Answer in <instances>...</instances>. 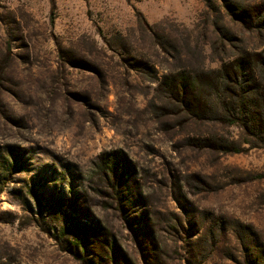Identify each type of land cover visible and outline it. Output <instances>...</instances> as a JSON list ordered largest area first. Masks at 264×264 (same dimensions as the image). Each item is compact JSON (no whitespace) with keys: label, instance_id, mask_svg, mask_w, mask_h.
Instances as JSON below:
<instances>
[{"label":"rangeland","instance_id":"1","mask_svg":"<svg viewBox=\"0 0 264 264\" xmlns=\"http://www.w3.org/2000/svg\"><path fill=\"white\" fill-rule=\"evenodd\" d=\"M263 5L0 0V264H78L55 211L100 223L133 264H264V149H198L158 91L194 54L215 69L224 47L263 50L226 9Z\"/></svg>","mask_w":264,"mask_h":264},{"label":"trees","instance_id":"2","mask_svg":"<svg viewBox=\"0 0 264 264\" xmlns=\"http://www.w3.org/2000/svg\"><path fill=\"white\" fill-rule=\"evenodd\" d=\"M226 9L232 22L261 36L264 5L251 11L245 7L226 6ZM175 51L181 60L184 51L181 47ZM223 52L227 57L215 69L206 68L196 54L194 62L170 67L158 85L161 102L170 110L176 126L194 133L193 144L200 150L231 155L264 149V49L226 53L224 47ZM201 128L204 134L200 133ZM232 128L238 130L237 136L230 131ZM114 168L115 181H121L118 183L121 185L125 179V162ZM124 197L118 199L120 214L129 224L140 227H136V232H148L149 227L134 218L135 214L128 208L129 200ZM54 213L64 251L78 264H133L100 223L88 219L67 221L57 211Z\"/></svg>","mask_w":264,"mask_h":264}]
</instances>
